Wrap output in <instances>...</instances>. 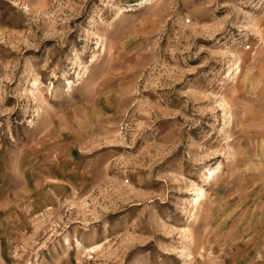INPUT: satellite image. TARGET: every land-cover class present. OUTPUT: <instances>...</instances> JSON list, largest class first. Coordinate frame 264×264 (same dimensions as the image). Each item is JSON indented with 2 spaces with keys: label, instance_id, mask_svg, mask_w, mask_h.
Returning <instances> with one entry per match:
<instances>
[{
  "label": "rangeland",
  "instance_id": "374dc122",
  "mask_svg": "<svg viewBox=\"0 0 264 264\" xmlns=\"http://www.w3.org/2000/svg\"><path fill=\"white\" fill-rule=\"evenodd\" d=\"M0 264H264V0H0Z\"/></svg>",
  "mask_w": 264,
  "mask_h": 264
},
{
  "label": "bare ground",
  "instance_id": "6f19581e",
  "mask_svg": "<svg viewBox=\"0 0 264 264\" xmlns=\"http://www.w3.org/2000/svg\"><path fill=\"white\" fill-rule=\"evenodd\" d=\"M129 11H134L133 9H129ZM214 175H215V170H208L207 173H206V176H205V181H210L214 178ZM198 197L194 200V203L197 204L199 202V199L200 197H202L204 194H203V190L202 189H199L198 190V193H197Z\"/></svg>",
  "mask_w": 264,
  "mask_h": 264
}]
</instances>
